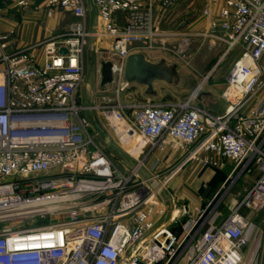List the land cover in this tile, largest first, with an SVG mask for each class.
Returning <instances> with one entry per match:
<instances>
[{
	"label": "built area",
	"instance_id": "2783aa9c",
	"mask_svg": "<svg viewBox=\"0 0 264 264\" xmlns=\"http://www.w3.org/2000/svg\"><path fill=\"white\" fill-rule=\"evenodd\" d=\"M10 1L76 20L31 42L16 28H0V264H258V253L246 251L254 225L242 210L264 208V0H222L218 16L210 4L202 11L208 27L197 35L223 43V57L239 51L226 77L229 105L222 114L199 103L201 85L178 99L118 100L132 83L125 79L132 50L164 42L156 0ZM91 6L102 33L88 23ZM93 34L111 40L105 61L112 63L109 83L118 87L116 98L104 94L87 107L76 96ZM88 108L125 124L134 162L119 165L97 143L100 131ZM169 143L185 154L162 173L161 159L153 157ZM209 153L231 159L233 172L255 163L259 177L218 224L203 230L202 210L182 233L156 226L154 213H165L159 187L189 163L214 164ZM46 217L52 218L25 224Z\"/></svg>",
	"mask_w": 264,
	"mask_h": 264
},
{
	"label": "rangeland",
	"instance_id": "374dc122",
	"mask_svg": "<svg viewBox=\"0 0 264 264\" xmlns=\"http://www.w3.org/2000/svg\"><path fill=\"white\" fill-rule=\"evenodd\" d=\"M158 3L162 6L157 11V16L160 21L162 38L165 41L162 43L158 40L153 48L145 45L146 47L133 49L131 53H143L153 61L165 59L175 63L182 75L190 77L191 85L189 88L179 89L166 81H157L155 82L154 89L158 94L154 97H149L145 93V86L132 82L130 86L120 93L118 100L121 102H129L132 99H151L154 101L178 99L187 96L190 91L199 85L202 86L203 91H209L211 86L217 84V81L214 77L207 75L208 73L200 75L197 71L202 68L210 70L216 61L221 58L217 70L221 71L224 77L221 80L218 78V83L225 84L226 74L230 70V65L238 56L239 51H235L223 57L225 46L221 42L203 37L191 38L190 35H185V28L201 13V9L204 6L203 0H160ZM0 7L3 8V12L0 14V18H2L0 20V28L4 30L10 25H14L27 40H36L38 37H45V35L63 31L68 23L76 20L71 13H61V11H56L53 16L47 17L42 11L18 8L10 0H0ZM87 20L90 25L93 21L97 30L99 31L100 29L99 32H104L102 21L96 15L92 16L91 10L87 14ZM107 43L108 37L106 35H91L86 39L85 79L76 96L78 104L91 107L98 104L104 94L116 98L115 91L118 87L116 83L101 85V62L110 55V47H108ZM93 53L95 54V61L91 63ZM225 90L226 88L219 94L220 99L218 103L222 108L225 105L226 111L229 102L224 97ZM85 114L92 122L96 120L100 123L104 129V133H99L95 136V139L119 165H123V163L131 164V162L135 161L134 158L129 159L127 151L131 149L132 140L124 123L108 119L104 112L94 108L86 109ZM248 165L239 167L237 173L239 171L242 172V169ZM235 176L236 174H233L232 178L235 179ZM174 184L175 181H171L169 187L172 188ZM60 215L62 214H57L53 217H59ZM51 218L27 220L25 224L27 226H37L50 221ZM17 223V221H12L9 224L16 225ZM1 226L2 223H0ZM258 264H262L261 257H259Z\"/></svg>",
	"mask_w": 264,
	"mask_h": 264
},
{
	"label": "crops",
	"instance_id": "0c3cea01",
	"mask_svg": "<svg viewBox=\"0 0 264 264\" xmlns=\"http://www.w3.org/2000/svg\"><path fill=\"white\" fill-rule=\"evenodd\" d=\"M158 1L160 0H157L156 3V14L162 7ZM222 3V0H220L217 4H212L211 0H203L204 6L201 9V13L185 28V35H190L191 38H201L197 34L208 27V18L202 16L204 7L210 4L213 14L218 16L219 8ZM90 10L92 12V16L96 15L98 17L97 12L92 9V6ZM2 12L3 8L0 7V14ZM62 12L63 11H61V13ZM117 18L119 23L124 24L122 14H118ZM1 19L2 18H0V20ZM91 27L94 31L97 30L93 21L91 22ZM10 28H15V26L10 25L7 29ZM21 35L23 41H34L27 40L23 37V34ZM46 36L48 35H45V37ZM92 36L98 35L93 34ZM42 38L44 37H38L36 40ZM23 41H20L19 43L22 44ZM163 41L165 40L163 39ZM110 43L111 40L108 38V47H110ZM220 62L221 58L216 61L215 65L210 70H207V68H202L198 71L196 70L200 73V75L208 73L207 75L214 77L217 81V84L211 86L209 91H203L202 89L199 97V103L209 108L216 114H222L225 111V105L222 108L218 103V100L220 99L219 94L221 91L227 87L226 80L225 84L218 83L219 79L221 80L224 77L223 73L217 70ZM232 64L230 65V68ZM227 75L228 74H226V77ZM145 93L149 97H154L158 94L157 91L155 95H149L146 91ZM257 101L258 99L256 97L253 98L245 107V111L248 112L250 108L257 103ZM93 122L96 124L98 121L94 120ZM98 130L100 133H103L99 128ZM184 154V147L175 145L174 143H169L164 151H158L153 158L158 157L161 159L160 170L162 173H167L183 157ZM209 157H211V159L215 162L214 164L204 165L199 162L189 163L166 185H164V187H159L158 204L165 209V213L162 215L154 213L156 226L166 225L175 233H182L188 222L193 218L197 219L200 211L202 210H205V214L200 218L199 226H201L203 230L213 223L218 224L230 213V209L234 203L245 194L246 190L259 177L260 171L255 163L249 164L247 167L242 169V172L239 171L237 173V170L233 172L235 165L231 159L221 157L215 153H209ZM233 174H236L234 177L235 179L232 178ZM171 181H175L172 188L169 187V183ZM161 190H163L162 194ZM184 207L187 209L186 212L184 211ZM242 212L254 225L251 234V241L246 251L247 253L250 251L251 253H258L259 257L262 258V264H264V208L258 210L244 208Z\"/></svg>",
	"mask_w": 264,
	"mask_h": 264
},
{
	"label": "water",
	"instance_id": "95a60500",
	"mask_svg": "<svg viewBox=\"0 0 264 264\" xmlns=\"http://www.w3.org/2000/svg\"><path fill=\"white\" fill-rule=\"evenodd\" d=\"M87 1L91 3V0ZM65 51L62 49V52ZM94 61L95 54L93 53L91 63ZM100 71L102 86L113 80L111 61H102ZM125 79L145 86L149 95L156 94L154 89L156 81H166L179 89L189 88L191 85L190 77L182 75L175 63L165 59L153 61L143 53H131L128 56L125 65ZM96 125L104 133L99 122H96Z\"/></svg>",
	"mask_w": 264,
	"mask_h": 264
}]
</instances>
